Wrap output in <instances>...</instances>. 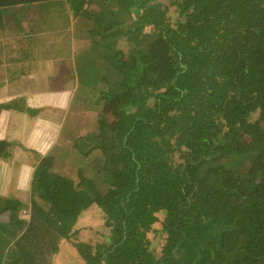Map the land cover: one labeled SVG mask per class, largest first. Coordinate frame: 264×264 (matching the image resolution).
<instances>
[{"label": "trees", "instance_id": "obj_1", "mask_svg": "<svg viewBox=\"0 0 264 264\" xmlns=\"http://www.w3.org/2000/svg\"><path fill=\"white\" fill-rule=\"evenodd\" d=\"M53 1L64 10L0 0V28L36 2L79 51L106 39L108 67L71 112L101 103L110 118L38 160L28 204L0 195V264H52L63 240L81 264H264V0H64L70 27ZM46 47L70 64L65 39ZM12 144L0 139L3 160ZM88 207L107 228L95 241L74 228Z\"/></svg>", "mask_w": 264, "mask_h": 264}, {"label": "crops", "instance_id": "obj_2", "mask_svg": "<svg viewBox=\"0 0 264 264\" xmlns=\"http://www.w3.org/2000/svg\"><path fill=\"white\" fill-rule=\"evenodd\" d=\"M37 5L6 8L0 28V103L15 105L0 112V139L13 143L9 152L14 155L12 161L0 157V195L17 197L24 204L29 202L38 160L49 153H68L75 137L84 135L80 129L87 128L78 120L81 114L77 117L75 107L71 112L79 80L73 69V49L67 51L70 65L59 49L46 47L43 37L51 36L55 43L58 36L42 22L55 20ZM58 15H66L72 25L65 10L58 8ZM32 22L36 32L30 30ZM26 107L37 111L27 112Z\"/></svg>", "mask_w": 264, "mask_h": 264}, {"label": "rangeland", "instance_id": "obj_3", "mask_svg": "<svg viewBox=\"0 0 264 264\" xmlns=\"http://www.w3.org/2000/svg\"><path fill=\"white\" fill-rule=\"evenodd\" d=\"M56 3H58V1H56ZM62 5H63V9L66 11V14H68L70 16V18L72 17V12L70 11V9H68L67 3L62 0ZM53 5V12L54 13H58V8L61 9L60 6L56 5L55 6V2L52 3ZM51 6V5H50ZM42 7H45V4L42 5ZM50 7H48L47 9H49ZM44 12H46V10L44 9ZM117 20L118 16H115ZM121 17V16H120ZM60 22H61V18ZM124 18H120V20H123ZM56 21L52 22V25H47V28L51 29L52 26L55 24ZM58 26V25H57ZM53 31V30H52ZM60 32V31H59ZM57 33V32H56ZM72 33H68L67 36H65L64 38L62 37V35H58L57 39H55V43L56 44H60L64 39L66 40L67 43V49H69V51H71V49H73L71 51L74 52V54L72 55L73 58V69L77 70L79 72L78 75V84L80 85H85L86 86L92 82H89V80H94L95 79V71H97L98 68H102L103 69L105 67H108V62H106L105 58L102 55H107V48L104 50V45L108 44L107 41H105L106 39H102L101 38H91V43H90V48L85 50L83 49L82 52L79 51L78 45H80V43L77 42V39L74 38L72 35ZM78 34V32H77ZM79 36V35H78ZM43 37V36H41ZM43 39H47L44 40L45 41V45L47 44L48 41L53 40L51 36L49 37H43ZM34 42V41H33ZM106 43V44H105ZM107 47V46H105ZM52 48V47H49ZM48 48V49H49ZM49 55V54H47ZM64 58V56H62ZM88 72V75H86ZM112 77H114V74H112ZM99 82V81H98ZM94 84V81H93ZM106 87V85L104 86ZM84 92V91H83ZM85 93V92H84ZM91 95H95V96H91ZM85 97H89V99L94 98V100L96 99L97 96H99L98 92L97 93H85L84 94ZM98 101V99H96V102ZM119 101L118 98H115L113 100L112 103ZM98 103V102H97ZM100 103V102H99ZM88 106V107H85ZM85 106H74L76 109L75 114L77 115V117H79L78 113L80 112L81 116L79 117V121L82 123L83 126L87 127L85 129H80L81 133L84 132V135L87 136L90 133V127L91 125L95 124L94 121L96 122L97 119L99 118H110V113L105 110V108L102 107V104L100 103V107H97L96 111H93V114H91L92 116H88L89 113L91 112V108L92 105H86ZM73 107V109H74ZM83 111V113L81 112ZM88 111V113H86ZM90 115V114H89ZM81 135V134H78ZM65 152V151H64ZM63 155H65V153H62ZM67 154L70 155V153L68 152ZM64 166L67 167L69 165H65ZM92 211H94V209H91V207L86 208L78 217V220L76 221L74 228L78 227V238L79 239H83V240H91V241H95L97 239V235L95 234V231H99V232H107V228L103 225L102 223V216H100L99 214H94L92 213ZM7 216L3 217L2 221H6ZM76 229V228H75ZM81 260L80 258L77 256V254L75 253L73 247L70 245V243L66 240H63L61 242V244L59 245L58 251L57 253L53 256L52 259V264H81Z\"/></svg>", "mask_w": 264, "mask_h": 264}, {"label": "built area", "instance_id": "obj_4", "mask_svg": "<svg viewBox=\"0 0 264 264\" xmlns=\"http://www.w3.org/2000/svg\"><path fill=\"white\" fill-rule=\"evenodd\" d=\"M27 212V210L26 209H22V213H26Z\"/></svg>", "mask_w": 264, "mask_h": 264}]
</instances>
